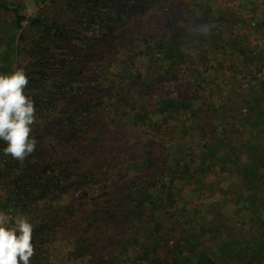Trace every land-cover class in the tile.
<instances>
[{
  "label": "trees",
  "instance_id": "obj_1",
  "mask_svg": "<svg viewBox=\"0 0 264 264\" xmlns=\"http://www.w3.org/2000/svg\"><path fill=\"white\" fill-rule=\"evenodd\" d=\"M163 4L66 0L65 22L25 19L0 4V13H13L17 43L33 72L26 93L36 108L35 151L15 160L3 155L0 141L9 210L49 214L33 229L30 264L47 260L56 242L70 246L72 260L88 258L86 264H143L139 251L149 264H219L202 250L204 240L215 244L218 261H258L259 237L216 221L225 209L239 214L246 202L241 190L252 193L264 182V82L251 75L249 94L232 97L225 77L254 63L238 62L239 45L228 43L224 53L213 47L218 68L207 66L198 48L192 56L200 65L188 62L183 47L200 18L177 29L184 18ZM168 78L178 80L173 91L166 89ZM65 199L68 205L59 206Z\"/></svg>",
  "mask_w": 264,
  "mask_h": 264
},
{
  "label": "rangeland",
  "instance_id": "obj_2",
  "mask_svg": "<svg viewBox=\"0 0 264 264\" xmlns=\"http://www.w3.org/2000/svg\"><path fill=\"white\" fill-rule=\"evenodd\" d=\"M66 0H49L43 5H39L35 0H0V4H5L10 10H16L19 15L25 19L34 18L36 16L41 18L56 19L62 20L65 22V9L62 3ZM165 7H173L175 13L180 15V18L184 20H178L175 22V27L180 28H190L192 26V18H200V23H198L197 28L188 30L190 32L189 40L191 44H187L186 49L183 47V52L185 55H190L188 62H192L193 65H200V62L194 58L192 55L195 54V48L200 49L206 53V62L207 66L215 65L218 68L220 65L218 60L215 62L212 58L211 52H213V47L217 49V53H224L221 50V47L224 43L231 45H239L240 54L236 56L238 62L254 63V66L250 65L249 67H240L239 72L233 78L228 79L225 77V89L230 92V95L233 97V94H244L248 95L249 91L247 87V81L252 75V79H257L258 82H264V73L259 66L264 65V0H161ZM188 3H193V12L189 14L185 6L190 5ZM200 13H207L208 15H199ZM161 11H157L156 15H161ZM190 19L191 22H188ZM212 19V21H211ZM215 19V20H214ZM23 27L26 28V23L23 24ZM18 32L15 29L14 16L12 12H2L0 13V74H9L12 71L16 70L19 67H23L27 74H32L30 71L29 64L22 53L18 43ZM77 39V38H76ZM79 39L73 40L75 44H78ZM231 49V48H230ZM227 52V50H226ZM233 52L232 49L228 50V53ZM214 53V52H213ZM143 55L146 57H151L152 59L153 52L144 51ZM245 58H241V57ZM148 58V59H149ZM152 59L148 63H152ZM246 59V62L245 60ZM128 60V62H127ZM127 63H132L134 57L127 58ZM209 61V62H207ZM118 63V62H116ZM145 65L147 64V59L144 61ZM153 64V63H152ZM261 65V67H262ZM152 66V65H151ZM258 67V69L256 68ZM157 69L155 64L152 69H148L146 74H151ZM41 70V68L36 69ZM261 70V71H260ZM260 71V72H259ZM144 75V74H143ZM145 76V75H144ZM34 77V76H32ZM227 78V79H226ZM182 81L184 77L179 78ZM178 81V80H177ZM173 78H168V83L165 84L168 91H173V86L177 83ZM262 90V89H261ZM260 90V91H261ZM259 91V89L257 90ZM173 93V92H171ZM260 129L253 130V138L256 141L261 140L259 137ZM251 134V133H250ZM252 135V134H251ZM2 181L0 185V211L6 212L7 214L15 217L12 212L9 210V205L7 204V191L4 189L5 180ZM227 187L231 189H237L235 183H230L227 181L225 183ZM240 193L238 194V196ZM237 196V197H238ZM242 200L245 202L244 205L240 208V212L232 213L229 209L224 210L223 217L219 218L216 222L220 224H225L234 229L238 233L244 234L246 237H249L250 234L259 237L264 242V182L260 183L254 191L248 192L245 189L241 190ZM237 199V198H236ZM69 199L63 200L59 206L68 205ZM250 203L252 205H250ZM215 208L210 206L211 215L215 214ZM48 213V212H47ZM45 211L33 215H27V219L33 225V229L43 223V218L49 217ZM212 219H216V214ZM147 243V241H145ZM215 244L211 240H204L203 242V251L206 252V256L210 257L213 260H216L219 264H252L247 263L245 260H229V261H218L213 254ZM70 248V246L68 247ZM64 244L53 243L50 247L52 249L51 254L47 260L42 261L41 264H86L88 258L72 260L69 256L67 249ZM136 251V250H135ZM151 252L150 249L145 250ZM137 259L142 261L143 264H149L148 256L147 258L142 251H139ZM200 253L196 251L195 255ZM258 261L253 264H264V245L262 246L261 254L256 257Z\"/></svg>",
  "mask_w": 264,
  "mask_h": 264
},
{
  "label": "clouds",
  "instance_id": "obj_3",
  "mask_svg": "<svg viewBox=\"0 0 264 264\" xmlns=\"http://www.w3.org/2000/svg\"><path fill=\"white\" fill-rule=\"evenodd\" d=\"M29 76L23 67L0 74V141L4 156L23 161L36 148L31 136L36 121L32 96L26 93ZM33 225L26 216L15 217L0 211V264H30L34 255Z\"/></svg>",
  "mask_w": 264,
  "mask_h": 264
},
{
  "label": "built area",
  "instance_id": "obj_4",
  "mask_svg": "<svg viewBox=\"0 0 264 264\" xmlns=\"http://www.w3.org/2000/svg\"><path fill=\"white\" fill-rule=\"evenodd\" d=\"M11 212V211H10ZM11 216V215H10Z\"/></svg>",
  "mask_w": 264,
  "mask_h": 264
}]
</instances>
